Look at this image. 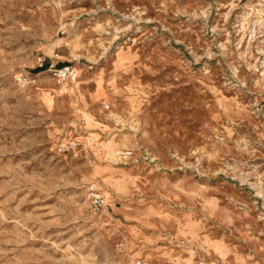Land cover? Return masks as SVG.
Instances as JSON below:
<instances>
[{"label":"rangeland","instance_id":"1","mask_svg":"<svg viewBox=\"0 0 264 264\" xmlns=\"http://www.w3.org/2000/svg\"><path fill=\"white\" fill-rule=\"evenodd\" d=\"M0 264H264V0H0Z\"/></svg>","mask_w":264,"mask_h":264},{"label":"built area","instance_id":"2","mask_svg":"<svg viewBox=\"0 0 264 264\" xmlns=\"http://www.w3.org/2000/svg\"><path fill=\"white\" fill-rule=\"evenodd\" d=\"M53 76L59 83H67L69 79L75 74V69L71 65H64L52 69ZM74 142L69 143V147L74 146ZM105 205L103 195L96 189L91 188L90 193V208L92 211L98 212Z\"/></svg>","mask_w":264,"mask_h":264}]
</instances>
